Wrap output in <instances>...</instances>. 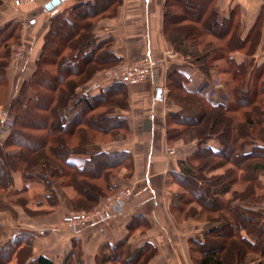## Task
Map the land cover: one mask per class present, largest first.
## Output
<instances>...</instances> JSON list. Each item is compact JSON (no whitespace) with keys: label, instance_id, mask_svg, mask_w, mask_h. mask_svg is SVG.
<instances>
[{"label":"trees","instance_id":"obj_1","mask_svg":"<svg viewBox=\"0 0 264 264\" xmlns=\"http://www.w3.org/2000/svg\"><path fill=\"white\" fill-rule=\"evenodd\" d=\"M164 9L163 33L172 47L187 60L193 57L196 71L206 79L213 69L227 73L229 85L226 104L212 93L189 89L192 74L184 65L168 72L169 101L181 108L167 115L168 141L185 139L197 146L173 174L180 191L175 193L177 208L185 218L210 224L202 237L190 240L192 261L248 264L257 255L258 264H264V64L258 67L253 58L237 63L231 57L234 51L251 57L257 33L241 41L239 24L221 17L216 0H167ZM107 11L106 5L79 0L52 14L36 69L8 106L14 121L0 143V189L13 187L14 175L20 173L26 189L41 184L50 200L56 189L73 188L74 208L89 211L120 189L114 180L122 168L132 171L129 152H106L98 145L108 137H129L127 120L116 113L128 107V86L112 84L91 96L77 92L97 71L121 61L112 51L113 39L100 40L93 33L103 16L115 14ZM19 28V23L9 22L0 29V89L20 41ZM188 46L199 52L190 55ZM232 111L238 112L237 120L226 115ZM227 165L222 174H211ZM56 179L62 183L54 186ZM34 236L23 230L2 245L0 264H54L43 256L32 257ZM119 246L107 245L113 253ZM125 248L116 257L118 264H146L156 253L149 244L135 253ZM105 255L97 256L99 262L113 259ZM65 264H83L79 248Z\"/></svg>","mask_w":264,"mask_h":264},{"label":"crops","instance_id":"obj_2","mask_svg":"<svg viewBox=\"0 0 264 264\" xmlns=\"http://www.w3.org/2000/svg\"><path fill=\"white\" fill-rule=\"evenodd\" d=\"M24 1L28 0H3V4L0 5V29L9 22L19 23L21 42L26 43L29 48V57L23 66L22 63L16 65L15 62L7 68L9 81L7 101L12 98L11 95L15 91L12 89L17 88L22 79L30 78L35 71L53 11L59 8L62 12L65 6L70 8L79 0H63L52 10L45 8L52 0H35L34 3L27 4L30 8L25 7ZM89 1L108 6L107 13L110 15L115 11L113 16H103L94 27L93 33L100 40L112 38V51L121 61L131 62L143 56L158 55L164 48L171 46L163 33L164 7L167 0ZM216 8L221 17L232 19L239 24L241 41L250 33H257V48L251 57L241 51L232 52L231 57L237 63L253 58L258 67L264 64V0H216ZM27 20L30 21V25L28 29H24L23 25L25 21L28 22ZM11 72L13 77L18 76L17 83H13ZM220 75L223 84L219 82V87L222 88L227 77L218 73V76ZM196 77L197 75L192 74V82L187 85L188 88L210 94L206 92L205 87L197 86L199 78ZM203 78L205 80L204 76L202 80ZM205 84L209 85L208 82ZM159 91H165L169 99L167 73L161 70L153 73L148 84L127 87L128 107L117 111L127 120L131 136L127 139L98 143L103 151H126L132 155V171L122 168L114 180L119 188L129 187L135 193L124 213L111 215L106 221L92 228L72 233L61 223L66 209L65 204H57V207L49 204L50 194L41 186L40 200L43 203L41 206L47 211L53 209L55 212L34 220L35 222L26 228H17L0 221V244L4 245L24 230L35 234L31 239L32 257L43 256L52 260L54 264H65L68 255L76 252L77 248L81 252L83 264H101L100 262L118 264L116 257L124 245L129 253H135L147 244L152 245L156 253L146 264H194L190 240L203 236L206 222L185 218L179 213L177 206L180 202L175 200L178 186L173 174L180 172L181 164L195 152L196 141L185 143L178 140L169 143L167 115L178 112L181 108L167 102L154 101ZM225 95L228 97L227 93ZM217 100L226 103L222 98ZM9 132H0V143L5 141ZM210 144L214 148L219 146L216 142ZM171 147L176 150L173 155L167 152ZM23 184L21 175L16 173L14 186L21 189ZM38 185L41 184H30L29 188L33 190L35 187L39 188ZM261 209L264 212V202ZM180 217L184 219L179 221ZM107 245H120V248L113 253ZM101 252H105L107 258L113 255V259L99 262L97 256Z\"/></svg>","mask_w":264,"mask_h":264},{"label":"rangeland","instance_id":"obj_3","mask_svg":"<svg viewBox=\"0 0 264 264\" xmlns=\"http://www.w3.org/2000/svg\"><path fill=\"white\" fill-rule=\"evenodd\" d=\"M76 1V0H75ZM73 2V1H72ZM71 2V3H72ZM70 3V2H69ZM3 4V3H2ZM24 5H25V7L26 8H30V5H27V4H25V3H23ZM68 6H65L64 7V9L63 10H61V11H66L68 8H67ZM45 8H46V6H45ZM21 12H22V10H20ZM58 12H60L59 11V8H57L56 10H54L53 11V13H58ZM28 22H26L25 21V24L23 25V27H24V29L26 28V29H28L29 27H28V25H30V21L29 20H27ZM8 24V23H7ZM8 31V30H7ZM19 42H17V44L14 46V48H13V52H14V50L17 48V47H19L23 42H21V26H20V28H19ZM29 34V33H28ZM27 34V35H28ZM210 39V38H209ZM16 40V39H15ZM14 42V41H13ZM15 43V42H14ZM25 45H26V54H25V57L23 58V59H21V60H19V61H17V63H16V65H20L21 63H22V66H23V63L25 64V62H27V59H28V57H29V54H28V45L25 43ZM170 45L171 46H169L168 48H164L163 50H162V52L160 53V54H158V55H153V56H151V57H153L154 59H160V58H162V56H163V52L165 51V50H170V49H172V50H175V51H177L176 49H174L173 47H172V44L170 43ZM204 48V47H203ZM207 48V47H206ZM188 53H191L190 55H193V54H196L197 52H199L198 50H197V48L196 47H194V46H188ZM177 52H179V51H177ZM27 54H28V56H27ZM179 54H180V57H181V59L179 60V63L177 64H172L171 62L168 64V66H167V68H161V67H157L156 69H154V72L156 71V70H161V71H164V72H166L167 73V77H168V72L170 71V69H172V67H174V66H176V65H184L185 66V68L187 69L186 71H189V72H191L192 74H194V76L195 75H197V77L199 78V81H198V84H197V86H203V87H205V89L207 90H205L206 92H211L214 96H215V98L214 99H223V100H225V102L228 104L229 103V97H227L225 94L226 93H228L227 91H228V84L227 83H225L226 81H224V86L222 85V88L221 87H219V85H220V83L222 82V75H220V76H218V72L216 71V70H212L211 71V74H210V79H206L205 78V80H204V78H203V80H202V74H201V72H199V71H196L197 69L196 68H198L199 67V65H197L196 64V62L194 61V58L193 57H191L190 59H186L185 58V56L183 55V54H181L180 52H179ZM143 57H145V56H143ZM11 58L12 59H10V64L9 65H11L12 64V60H13V56L11 55ZM142 58V57H141ZM141 58H139V59H141ZM139 59H136L135 61H131V62H136V61H138ZM122 62H127V61H120V62H118V63H115L113 66H110V67H108V68H105V69H101V70H99V71H97L94 75H93V77L91 78V80L88 82V83H90V82H92V81H96V80H98V75L100 74V73H102L103 71H105V70H107V69H110V68H114V67H116L117 65H119V64H121ZM131 62H128V63H131ZM15 62H13V64H14ZM220 65H224L223 64V62H221L220 63ZM9 67V66H8ZM199 69V68H198ZM153 72V73H154ZM225 75H226V77H227V73H224ZM196 77V78H197ZM12 78H14V80H13V83L15 82V83H17V81H18V76H16V78L15 77H13L12 76V72H11V79ZM152 78V77H151ZM24 80H26V79H22V81H20L19 83V85L17 86V88L16 87H14L13 89H12V91H14L13 93H12V95H11V97L12 98H14L16 95H17V93L19 92V90H20V88H21V85H22V83L24 82ZM151 80V79H150ZM149 80V81H150ZM6 83L1 87V89H0V109L1 108H7L8 109V106H9V103H10V101H11V99L9 100V101H7V97H8V94H9V81H8V79H7V72H6ZM148 81V82H149ZM148 82H146V83H143V84H140V85H135V86H128V87H139V86H143V85H146V84H148ZM206 82H208L209 83V85L208 84H205ZM220 82V83H219ZM88 83H86V84H88ZM85 84V85H86ZM203 84V85H202ZM205 84V85H204ZM221 84H223V83H221ZM84 87V85L83 86H81V89ZM17 89V90H16ZM80 88H79V90L77 89V92L78 93H82V90H81ZM200 91V90H199ZM166 102L167 103H169V104H172V105H175L176 106V104L174 103V102H172V101H169V99L167 98V100H166ZM178 106V105H177ZM8 111H9V109H8ZM180 110H178V112H179ZM10 112V114H11V116H13L14 117V114L11 112V111H9ZM117 113V115H119L118 114V111L116 112ZM227 116H229V117H232V118H234V119H238L239 118V114H238V112H235V111H232V112H227V114H226ZM2 127H3V124L2 123H0V132L2 131ZM12 127V126H11ZM10 130H11V128H10ZM131 136V133H130V135H129V137ZM128 137V138H129ZM106 138V137H105ZM104 139V138H103ZM126 139H127V137H126ZM104 140H106L107 142H110L109 140H110V137H108V138H106V139H104ZM180 140H183L185 143H189V142H191V141H186L185 139H180ZM106 142V143H107ZM229 168V166L227 165V167L225 168V169H219V170H217L215 173H211V174H222L223 172H225V171H227V169ZM17 174H20V173H17ZM21 175V174H20ZM15 176V175H14ZM21 179H22V175H21ZM261 180H262V182L264 183V176H262L261 177ZM22 181H23V179H22ZM54 182H53V184H54V186H55V184L56 183H62V180H60V179H56V180H53ZM24 183V182H23ZM39 186V188L38 187H35L33 190H31L29 187H28V189H26L25 188V184H23V186H22V188L20 189V188H17L16 186H14V184H13V187H9V188H6V187H4L3 189H0V221H3V222H5V223H7V224H10V225H12V226H17V228H20V227H24V228H26L27 226H29L30 224H32L33 222H35L34 220H38V219H40V218H43V217H45V216H47V214H52V213H54L55 212V210H48L47 211V209L46 208H44V206H41V204H43L42 202H41V200H40V193H41V191H42V189H41V186L42 185H38ZM43 188V187H42ZM129 188V187H128ZM120 189H122L121 187H120ZM119 189V190H120ZM177 191H179V188H178V190ZM134 192V191H133ZM180 192V191H179ZM263 191H259L258 193L259 194H261ZM69 193H70V195H69ZM115 194V193H114ZM76 192L73 190V188H71V187H69V186H64V187H62V188H59V189H56V191H55V196H54V198L52 199V200H50V202H49V204H53V206H56L57 207V204H59V205H61V204H65V206H66V209H65V212L63 213V216H62V220H61V223H62V226H63V219H64V217L65 216H67V215H69V214H73V213H81V212H91V211H93L96 207H98V205L106 198V197H104L100 202H99V204H97L95 207H93L91 210H89V211H80V210H76L75 208H74V206H73V203H72V201H71V199H73V198H75L76 197ZM113 195V194H112ZM134 195H135V193H134ZM67 196H69V197H72V198H68ZM111 196V195H110ZM107 197H109V196H107ZM134 197V196H133ZM51 209V208H50ZM184 218H182V217H180L179 218V221L180 220H183ZM203 219V218H202ZM194 220H197V219H194ZM14 224V225H13ZM17 224V225H16ZM208 226H210V224H208V223H206L205 224V226H204V228L205 229H207V227ZM3 244V243H2ZM2 244H0V247H1V245ZM76 252H77V250H76ZM253 258L254 259H256V261H254V262H252L253 261ZM258 256L257 255H253V256H250V260L248 261V264H258ZM11 264H18L17 263V261H13V263H11Z\"/></svg>","mask_w":264,"mask_h":264},{"label":"built area","instance_id":"obj_4","mask_svg":"<svg viewBox=\"0 0 264 264\" xmlns=\"http://www.w3.org/2000/svg\"><path fill=\"white\" fill-rule=\"evenodd\" d=\"M35 0L24 1L25 4H32ZM26 45L22 43L12 53L13 62H17L25 57ZM12 59V58H11ZM181 59L179 52L175 50H165L160 59L145 56L136 62H122L114 68L107 69L98 75V80L92 81L81 89L82 93L88 96L95 95L112 84L122 83L127 86H135L148 82L157 67L167 68L168 64H178ZM211 93V92H210ZM167 93L162 91L160 95L154 97V101L166 103ZM14 117L11 116L7 108L0 109V123L3 124L2 133L10 131ZM175 148L167 149L169 155L175 153ZM134 196L133 189L122 188L115 194L106 197L91 212L73 213L64 217L63 226L72 233L84 228H92L99 223L106 221L111 215L124 213L127 205Z\"/></svg>","mask_w":264,"mask_h":264},{"label":"water","instance_id":"obj_5","mask_svg":"<svg viewBox=\"0 0 264 264\" xmlns=\"http://www.w3.org/2000/svg\"><path fill=\"white\" fill-rule=\"evenodd\" d=\"M61 1L63 0H52L50 3H48L46 5V9L47 10H52L53 8L57 7L58 5H60ZM159 95L161 94V91H159L158 93Z\"/></svg>","mask_w":264,"mask_h":264}]
</instances>
